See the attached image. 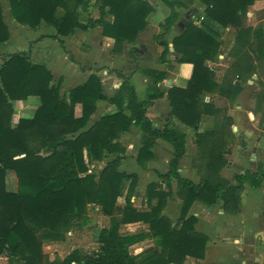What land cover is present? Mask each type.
Instances as JSON below:
<instances>
[{
	"label": "trees",
	"instance_id": "trees-1",
	"mask_svg": "<svg viewBox=\"0 0 264 264\" xmlns=\"http://www.w3.org/2000/svg\"><path fill=\"white\" fill-rule=\"evenodd\" d=\"M89 1L8 0V3L16 22L33 29L41 22L51 25L56 33L48 37L58 39L61 46L59 36L100 26L103 36L114 39V54L122 53L124 42L136 39L153 10L144 0H95L99 15L84 23L77 9L85 7ZM161 1L170 8V14L159 24L165 32L178 18L177 8L184 2ZM200 1L209 18L237 30L235 46L243 32L251 30L244 21L247 8L254 0ZM2 13L0 2V45L9 39ZM105 15L112 16V21L105 20ZM205 29L199 27L195 19H190L184 31L172 40V47L179 54L178 61L190 63L192 71L184 87H171L166 95L172 114L196 129L195 164L200 171L197 183L182 177L178 171L185 154V134L170 120L159 129L146 116L152 100L163 95L156 84L168 77L167 71L138 68L154 84V89L144 100L137 97L129 76L117 70L114 71L122 82L112 95L105 94L94 73L83 84L62 94L61 79L53 82L50 69L31 62L27 51H16L1 58L0 256H6L15 264H183L187 257L204 258L208 237L194 227L196 217L189 214L193 203L200 201L212 206L219 202L222 211L236 215L242 208V191L246 186L258 188L264 177V169L234 174V183L220 176L221 169L227 164L225 154L230 151L229 144L236 140L230 116L223 115L212 130H198L204 115L216 117L221 113L212 102L204 101L206 93L216 92L233 101L241 91L239 80L246 79L241 71L243 62L238 57L233 64L235 77L229 82L215 80L214 70L206 67L204 61L216 59L222 43L208 32L212 30ZM257 33L263 34L261 30H253L254 36ZM159 37L154 39L162 47L159 61L164 63L169 44ZM255 45L254 42L249 44V49L255 52ZM167 67L171 69L169 63ZM30 96L39 101L33 116L19 118L13 124L14 102ZM98 100L107 101L116 110L99 116L85 128ZM258 100H264V93H260ZM76 103L82 107L79 116L74 113ZM131 125L142 131V146L135 155L141 167L146 168L147 162L154 157L151 148L157 138H163L173 146L168 170L157 171L159 182H150L146 186L142 196L145 208L135 206L131 200L135 195L137 175L118 169L121 158L126 155V148L118 139ZM108 154L116 156L108 160L98 174L91 172L90 163L107 159ZM7 170L14 171L16 176L17 188L13 192L6 189ZM173 182L181 200L175 222L163 212L173 195ZM120 197H123V204L117 201ZM90 204L97 205L109 218L108 226L101 228L97 235L99 249L89 254L74 249L62 259H50L43 251L44 243L62 242L74 223H88ZM135 222L147 224V230L120 232V225ZM148 237L153 239V244L132 254V246Z\"/></svg>",
	"mask_w": 264,
	"mask_h": 264
},
{
	"label": "crops",
	"instance_id": "crops-1",
	"mask_svg": "<svg viewBox=\"0 0 264 264\" xmlns=\"http://www.w3.org/2000/svg\"><path fill=\"white\" fill-rule=\"evenodd\" d=\"M92 1L95 2V0H90L89 3ZM144 1L153 7L146 18V27L138 33L133 42H124L122 53L114 54L112 53L114 39L103 36L100 26L75 30L66 36H59L63 44L62 47L58 39L48 37L56 33L51 25L41 22L36 29H33L20 24L12 18L8 0H0L3 7V21L9 33V39L0 45V61L3 56L9 53L27 51L31 62L44 64L50 69L53 82L61 79L62 94L83 84L89 75L94 73L99 77L105 94L112 95L122 82L115 71H121L129 76L140 100L147 97L148 92L154 89V84L152 79L138 68L167 71L168 77L156 84V88L163 95L152 100L146 109V116L159 129L163 128L166 120H170L185 134V154L180 160L178 171L182 177L197 183L200 179V171L195 164L197 158L196 129L182 123L172 114L166 96L171 87H184L191 75L192 65L178 61L179 54L174 51L172 40L184 31L185 25L190 19H195V23L199 27L209 28L216 33L215 35L208 31L222 43L216 59L204 61L206 67L214 70L215 80L217 82L222 80L229 82L230 79H233L236 71L233 64L238 57L243 62L242 76L246 78L239 80L241 91L233 101L216 92L206 93L204 101L212 102L220 108L221 113L217 114L216 117L204 115L198 130H212L223 115L232 118L231 129L235 133L236 140L229 144L230 151L225 154L227 164L220 171L222 178L234 183V174L264 169V100H258L260 93H264V0H254L247 8L244 23L251 30L243 32L240 42L236 46L237 30L232 26L224 27L209 18L205 14V6L200 0H183V5L177 8L178 18L165 32L159 24L163 23L170 14V8L161 0ZM89 3L85 7L79 6L77 9L79 18H85V20L81 19L84 23L90 18H97L99 15L95 12V16H85L84 11L87 10ZM104 19L111 22L112 16L105 15ZM31 30L33 32H30L31 35H29L27 31ZM253 30H261L263 34L257 33L254 36ZM157 35H160L159 40H165L169 44V52L164 63L159 61L162 47L154 39ZM248 39L249 41H247ZM253 42L256 44L255 52L249 49V44ZM70 54L73 59L70 58ZM167 63L171 65L170 70H168ZM85 67L90 69H85ZM38 105L39 101L35 96L15 101L13 124L19 118H31ZM81 109V104L76 103L74 107L76 116L81 114ZM115 110L114 105L104 100H98L96 110L85 128L93 124L99 116L112 113ZM141 138L142 131L134 125H131L129 130L120 136L118 141L125 146L126 155L121 158L118 169L137 175L135 194L140 192L143 195L148 183L159 182L156 172L168 170L173 146L165 139L157 138L151 148L154 157L147 162L146 168H143L135 159L136 153L142 146ZM115 156L116 154H108L107 159L91 162L90 171L98 174L105 163ZM197 163H199L198 160ZM10 171L12 170L6 171L5 185L8 191L13 192L17 188V180L14 171V176L9 174ZM161 186L165 188V184L162 183ZM172 193L173 195L167 200L163 212L175 222L179 217L181 205V200L176 195L175 182L172 184ZM135 197L134 195L131 200L134 201ZM241 205V211L236 215H231L222 211L219 202L212 206L200 201L193 203L189 214L196 217L197 221L194 227L198 232L208 237L204 254L205 260L194 259L199 261L194 264H203L202 262L205 261H208L209 264H264V177L258 188L245 187L241 194ZM131 224L133 223L120 226L134 227V229L138 227L142 229L140 231L147 230L148 227L142 222ZM139 243L132 247H140L139 249L142 251L150 245L142 246L144 243ZM242 243L244 246L252 247L249 250L250 256H247L245 251L240 254L234 250L236 244L238 245L237 248H241ZM141 251L139 250L138 253ZM238 257L240 262L235 263L234 261Z\"/></svg>",
	"mask_w": 264,
	"mask_h": 264
},
{
	"label": "rangeland",
	"instance_id": "rangeland-1",
	"mask_svg": "<svg viewBox=\"0 0 264 264\" xmlns=\"http://www.w3.org/2000/svg\"><path fill=\"white\" fill-rule=\"evenodd\" d=\"M94 3H93V1H92V3H89L87 10L84 11L85 16H87V17H90L92 15L95 16L94 15L95 12H96V14H99L98 9ZM81 19L85 20L84 17H81ZM27 32L29 33V35H31L30 32H33V30L27 31ZM92 170H93V168H92ZM9 174H13V176H14L13 171H10ZM135 196H136L134 198L135 205L138 207L145 208V203L142 200L143 195L140 192H137V195L135 194ZM117 201L119 204H123V198H118ZM171 212L173 213V210H171ZM88 215L90 217V221H88V223H86V224L74 223L71 230L66 234V238L62 242H46V243H44L43 251L46 254H48L50 259H54V258L62 259L64 256H66L69 252H71L74 249H78L81 252V254H89V253L95 252L99 249V244L97 242V235H98L99 230L101 228L108 226L109 218L103 216V214L99 210V207L97 205H94V204L89 205ZM133 224H131V225H133ZM132 228L129 226L128 227L127 226L126 227L120 226L119 230L123 234L138 232V231L142 230L141 228H138V227H136L137 229H134V227H132ZM141 243H144L142 246H145L148 244L152 245L153 239L147 238L146 240H144ZM139 244H137V245H139ZM150 245H148V246H150ZM261 246H263V245H261ZM237 247H238V245L236 244L234 250H237L240 254L242 253V251H245L246 255L250 256L249 250H250V248L252 249V247L244 246L243 243H242L241 248H237ZM139 248L133 247L132 253L136 254V253H138L139 250L141 251V249H139ZM263 250H264V248H263ZM201 260H205V257ZM199 261H195L193 258L187 257L183 264H194V263L199 262ZM234 262L239 263L240 262L239 257ZM202 263L203 264H209L208 261H205ZM0 264H15V263L9 262L8 258L6 256L1 255L0 256Z\"/></svg>",
	"mask_w": 264,
	"mask_h": 264
},
{
	"label": "water",
	"instance_id": "water-1",
	"mask_svg": "<svg viewBox=\"0 0 264 264\" xmlns=\"http://www.w3.org/2000/svg\"><path fill=\"white\" fill-rule=\"evenodd\" d=\"M233 129H236L235 127H233Z\"/></svg>",
	"mask_w": 264,
	"mask_h": 264
}]
</instances>
